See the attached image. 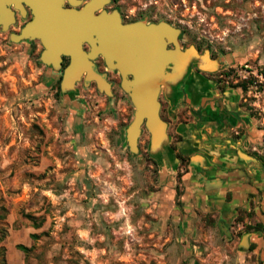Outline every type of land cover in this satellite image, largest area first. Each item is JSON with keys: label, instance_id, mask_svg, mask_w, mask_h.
<instances>
[{"label": "rangeland", "instance_id": "374dc122", "mask_svg": "<svg viewBox=\"0 0 264 264\" xmlns=\"http://www.w3.org/2000/svg\"><path fill=\"white\" fill-rule=\"evenodd\" d=\"M105 5L180 29L191 50L159 93L165 154L145 128L129 151L117 76L111 96L62 92L64 63L0 29V264H264L251 240L264 232V0ZM222 102L230 125L214 122Z\"/></svg>", "mask_w": 264, "mask_h": 264}, {"label": "water", "instance_id": "95a60500", "mask_svg": "<svg viewBox=\"0 0 264 264\" xmlns=\"http://www.w3.org/2000/svg\"><path fill=\"white\" fill-rule=\"evenodd\" d=\"M22 2L28 6L31 19L9 39L39 42V61L52 69H61L64 58H68L61 74L62 92L83 81L84 85L94 82L99 92L111 96L106 74L98 72L93 62L101 56L108 70L119 73L120 88L134 107L125 131L129 151H138V138L145 128L150 134L151 153L163 157L167 137L166 123L160 117L159 93L180 80L191 51L181 50L180 29L166 22L123 25L115 16L116 10L108 14L103 9L110 0H0L2 31L14 23V12L8 5H14L26 17ZM97 11L101 12L95 15ZM13 36L18 39L13 40ZM168 45L173 49H167Z\"/></svg>", "mask_w": 264, "mask_h": 264}, {"label": "flooded vegetation", "instance_id": "af4514ba", "mask_svg": "<svg viewBox=\"0 0 264 264\" xmlns=\"http://www.w3.org/2000/svg\"><path fill=\"white\" fill-rule=\"evenodd\" d=\"M21 6L25 9V11H26V17H22L21 15H20V12L17 10V9H15V7H14V5H8L7 7L9 8V9H11L13 12H14V23L13 24H11L10 25V27H9V29L10 28H14V27H16V26H18V31H17V33L16 34H19L20 33V30H21V28L25 25V23L28 21V20H30L31 19V14H30V10H29V8H28V6L24 3V2H22L21 3ZM67 6V5H66ZM108 6L109 5H105V6H103V9L108 13V14H110V13H112L113 11H114V9L113 8H111V9H108ZM80 8V7H79ZM117 11V16H118V18H119V20H120V22H121V24H123V25H127V24H132V23H136V22H143V23H145V24H150V22H144V21H138V20H127V17L121 12V10H116ZM101 11H97V12H95V15H97V14H99ZM15 30H16V28H15ZM180 35H179V37H178V40L180 41ZM84 49L86 50V51H88V46H84ZM167 49H173V46L172 45H168L167 46ZM181 50H184V48L183 47H181ZM94 65H95V68L97 69V71L98 72H100V73H105L106 74V79H107V81L110 83V88H111V92L114 94V93H116L117 92V87L119 86L120 87V81H121V77H120V75H119V73L117 72V71H113V70H108L107 69V67H106V64H105V61H104V59L101 57V56H98L94 61ZM63 63H64V67L66 66V64L68 63V58H64V60H63ZM45 67H50V66H46V65H44ZM51 68V67H50ZM166 71L167 72H171V68H167L166 69ZM199 71V70H198ZM116 76H117V78L119 79V83H118V86H117V83H116ZM82 84H83V81H80ZM90 83V85H94V86H96V84L94 83V82H89ZM88 83V84H89ZM121 89V88H120ZM158 100H159V102H160V105H161V107L163 106L162 105V99H161V96H159V98H158ZM222 104H223V106H222V111H218V117H217V119H216V121H214L217 125H222V126H224V125H230L231 123H230V120L228 119L230 116H228L227 115V112L228 111H231V108H227V104H225V102H222ZM222 112V113H221ZM222 114H224V115H226L227 117L226 118H224L223 117V115ZM233 115L236 117L238 114L237 113H233Z\"/></svg>", "mask_w": 264, "mask_h": 264}, {"label": "crops", "instance_id": "0c3cea01", "mask_svg": "<svg viewBox=\"0 0 264 264\" xmlns=\"http://www.w3.org/2000/svg\"><path fill=\"white\" fill-rule=\"evenodd\" d=\"M208 187H215V184L211 183L208 185ZM228 209L229 208L224 207V209L222 210V213L227 214ZM222 213H221V215H222ZM251 240L257 244V251L256 252H260L262 250L261 253H262V256L264 258V232L263 233L262 232L261 233H254L251 237ZM8 257H9V255H8Z\"/></svg>", "mask_w": 264, "mask_h": 264}, {"label": "trees", "instance_id": "16d2710c", "mask_svg": "<svg viewBox=\"0 0 264 264\" xmlns=\"http://www.w3.org/2000/svg\"><path fill=\"white\" fill-rule=\"evenodd\" d=\"M19 250L21 251H26V247L22 246V245H18L17 247ZM1 264H6V260L5 257L3 256L2 260H1Z\"/></svg>", "mask_w": 264, "mask_h": 264}, {"label": "bare ground", "instance_id": "6f19581e", "mask_svg": "<svg viewBox=\"0 0 264 264\" xmlns=\"http://www.w3.org/2000/svg\"><path fill=\"white\" fill-rule=\"evenodd\" d=\"M115 16L118 18L117 14ZM17 39H18L17 37L13 36V40H17ZM48 57H50V55H48Z\"/></svg>", "mask_w": 264, "mask_h": 264}]
</instances>
